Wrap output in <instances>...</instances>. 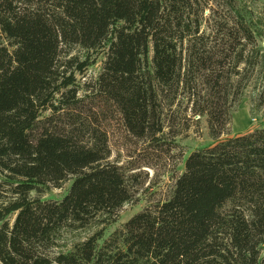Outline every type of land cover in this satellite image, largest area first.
Masks as SVG:
<instances>
[{"label": "trees", "instance_id": "obj_1", "mask_svg": "<svg viewBox=\"0 0 264 264\" xmlns=\"http://www.w3.org/2000/svg\"><path fill=\"white\" fill-rule=\"evenodd\" d=\"M263 42L241 0H0V264H264V128L193 152L169 199L108 238L133 186L81 139L98 100L156 140L161 96L187 90L218 140L229 101L264 83Z\"/></svg>", "mask_w": 264, "mask_h": 264}, {"label": "rangeland", "instance_id": "obj_2", "mask_svg": "<svg viewBox=\"0 0 264 264\" xmlns=\"http://www.w3.org/2000/svg\"><path fill=\"white\" fill-rule=\"evenodd\" d=\"M241 5L247 12L252 11L254 23L264 29V0H241ZM261 45H264V42ZM75 52V55L80 54L79 51ZM102 60L99 58L85 75L78 76L81 96H84L88 85L93 84L101 73ZM186 91L161 96V122L164 131L156 140L138 138L127 131L115 107L99 105L98 100L87 101L92 108L90 115L94 122L88 125L91 127V133L84 134L86 130L83 131L84 137L81 139L86 142L99 141L108 147L111 152L109 161L124 170L132 183L134 198L118 213L112 225L105 226V229H90L80 234H64L61 246H70L101 229L105 230L108 238L116 230L122 229L135 214L169 199L176 180L184 172L185 161L193 152L209 148L217 141L264 128V105L260 106L264 100V83L258 76H254L245 84L240 96L229 101V123L225 125V131L218 140L210 135L208 119L194 113V97L192 92ZM46 116L49 117L50 113ZM63 119L57 121L58 126L68 128L67 125L64 126ZM70 186L71 182H67L62 189L53 190L46 198L60 200ZM262 256L264 257V247Z\"/></svg>", "mask_w": 264, "mask_h": 264}]
</instances>
